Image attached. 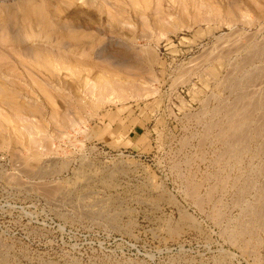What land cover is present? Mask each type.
Here are the masks:
<instances>
[{"label":"rangeland","instance_id":"rangeland-1","mask_svg":"<svg viewBox=\"0 0 264 264\" xmlns=\"http://www.w3.org/2000/svg\"><path fill=\"white\" fill-rule=\"evenodd\" d=\"M0 264H264V0H0Z\"/></svg>","mask_w":264,"mask_h":264}]
</instances>
